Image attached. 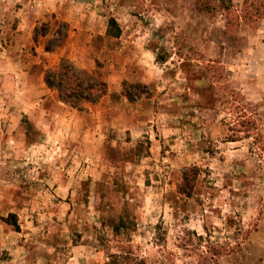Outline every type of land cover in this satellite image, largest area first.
<instances>
[{"label": "rangeland", "instance_id": "374dc122", "mask_svg": "<svg viewBox=\"0 0 264 264\" xmlns=\"http://www.w3.org/2000/svg\"><path fill=\"white\" fill-rule=\"evenodd\" d=\"M196 2L0 0V264H264V0ZM61 57L107 93L58 100Z\"/></svg>", "mask_w": 264, "mask_h": 264}, {"label": "trees", "instance_id": "16d2710c", "mask_svg": "<svg viewBox=\"0 0 264 264\" xmlns=\"http://www.w3.org/2000/svg\"><path fill=\"white\" fill-rule=\"evenodd\" d=\"M197 8L199 11L211 14L215 6L211 0H197ZM247 10V9H246ZM259 14V11H255ZM38 27L34 28V41L39 35H46L47 31H38ZM120 26L114 17H109L106 34L110 36H118L120 34ZM54 47L46 44L45 50L52 51ZM157 61L164 62L165 56L157 53ZM43 82L51 90L55 91L58 100L68 104L77 110L85 109L86 103H94L107 93V82L100 69L89 70L78 67L68 57H61L56 66L47 67L43 73ZM189 172L182 173L181 180L177 183L178 193L190 196L198 175V167L192 166ZM3 220L19 230V222L17 214L9 212ZM123 221L113 226L116 235L121 233L120 228ZM104 264H146L143 258L133 255L129 247L122 248L120 251L112 252L108 255V259Z\"/></svg>", "mask_w": 264, "mask_h": 264}, {"label": "crops", "instance_id": "0c3cea01", "mask_svg": "<svg viewBox=\"0 0 264 264\" xmlns=\"http://www.w3.org/2000/svg\"><path fill=\"white\" fill-rule=\"evenodd\" d=\"M44 52L48 54V53H51L52 51H46L45 48H44ZM52 62H56V61L54 60V61H52ZM47 88H48V87H47ZM48 90H50V89L48 88ZM50 91H51V90H50ZM52 92H53V90H52Z\"/></svg>", "mask_w": 264, "mask_h": 264}]
</instances>
